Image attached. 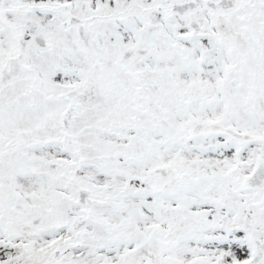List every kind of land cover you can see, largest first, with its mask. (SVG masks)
<instances>
[{
	"label": "snow or ice",
	"instance_id": "snow-or-ice-1",
	"mask_svg": "<svg viewBox=\"0 0 264 264\" xmlns=\"http://www.w3.org/2000/svg\"><path fill=\"white\" fill-rule=\"evenodd\" d=\"M0 264H264V0H0Z\"/></svg>",
	"mask_w": 264,
	"mask_h": 264
}]
</instances>
